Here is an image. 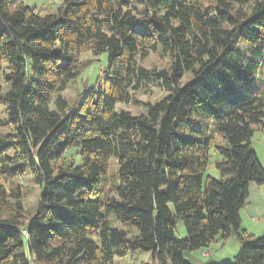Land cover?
Listing matches in <instances>:
<instances>
[{
    "label": "trees",
    "instance_id": "trees-1",
    "mask_svg": "<svg viewBox=\"0 0 264 264\" xmlns=\"http://www.w3.org/2000/svg\"><path fill=\"white\" fill-rule=\"evenodd\" d=\"M152 53L166 65L144 66ZM102 54L94 83L63 96ZM1 67L0 264H112L139 250L148 264H193L184 251L231 234L239 250L221 264H264V234L240 227L248 184H264L252 146L264 0H62L45 12L0 0ZM151 87L163 96L139 100ZM210 164L218 177L203 181ZM24 175L39 190L30 215Z\"/></svg>",
    "mask_w": 264,
    "mask_h": 264
},
{
    "label": "rangeland",
    "instance_id": "rangeland-1",
    "mask_svg": "<svg viewBox=\"0 0 264 264\" xmlns=\"http://www.w3.org/2000/svg\"><path fill=\"white\" fill-rule=\"evenodd\" d=\"M22 4L31 7L40 9L42 12L45 11H52L57 8L61 3L62 0H20ZM100 61H93L90 65L84 69L83 73L78 77V79L71 82L68 87L64 90L63 96H65L69 100H73L77 98V95L80 93L83 87V81L85 78H88V83H94L95 78L102 74L105 66H106V55L102 54L99 57ZM80 59L83 61H92L94 59L92 53L90 51L83 52L80 55ZM168 59L164 57L160 53L150 54L148 58L143 61V65L148 68H157L161 69L162 66L166 65ZM3 69L0 68V84L2 83V74ZM153 88L147 92H140L137 94L139 100L143 101L144 103H153L156 99L163 96L164 91L159 90L158 88ZM117 109H124L131 111L132 113L140 114L144 112V108L141 106L135 105H124L118 104ZM3 117V114L0 112V118ZM9 132L7 126H0V133L6 134ZM215 143H222L220 136H215ZM252 146L261 160L264 162V130H255L253 137H252ZM212 154V153H211ZM210 154V155H211ZM9 155L10 152H9ZM214 158L211 157V161ZM79 162V159L77 160ZM110 169L113 171L115 169L116 162L114 161L113 157L109 161ZM212 176L214 178L218 177V171L214 167V165L210 164L204 173L203 181L206 176ZM24 189V195L22 197V205L25 210H27L28 214L30 215L33 212L35 204L38 199L39 190L37 186H35L33 180L31 179L30 175H24L19 179L18 182ZM253 183V182H251ZM259 187V186H257ZM257 189V188H256ZM261 200L259 201V205L262 209L260 214H264V198L260 196L258 191L253 193L251 189L248 187V200ZM256 201V202H257ZM249 204V202H248ZM247 204V205H248ZM247 209H251L250 206H247ZM186 236V229L182 221L177 220L175 224L174 230V237L177 239L184 238ZM226 240V239H225ZM223 240V244H216L211 243L208 248H201L196 250H186L184 251V257L186 260L193 264H221V263H233L234 262V255L239 250V241L238 239L232 235L231 237L227 238L225 242ZM203 251H209L208 255H203ZM150 263V252L139 250L135 253L128 252L123 257L114 258L112 264H148Z\"/></svg>",
    "mask_w": 264,
    "mask_h": 264
},
{
    "label": "crops",
    "instance_id": "crops-1",
    "mask_svg": "<svg viewBox=\"0 0 264 264\" xmlns=\"http://www.w3.org/2000/svg\"><path fill=\"white\" fill-rule=\"evenodd\" d=\"M260 162H261V160H260ZM261 164L264 167V162L263 163L261 162ZM257 186H259V187H257ZM248 187H249V189H251V191L253 193H255V191H258L260 196H262L264 198V184L258 185L255 183H249ZM256 201L252 200V199L248 200V194H247L245 204H244L243 208L240 210V227L242 229H244L248 234H251L253 236H260V235L264 234V214L263 215L260 214V211H262V209L259 205V201H261V200L258 199V201L257 202ZM248 202H249V204H248ZM247 206H250L251 209H247L248 208ZM232 235L233 234H231L229 237H231ZM226 241H227V239L225 240V242ZM214 243L223 244V240L220 239V237L218 235V238Z\"/></svg>",
    "mask_w": 264,
    "mask_h": 264
},
{
    "label": "built area",
    "instance_id": "built-area-1",
    "mask_svg": "<svg viewBox=\"0 0 264 264\" xmlns=\"http://www.w3.org/2000/svg\"><path fill=\"white\" fill-rule=\"evenodd\" d=\"M209 254V252H203V255H208Z\"/></svg>",
    "mask_w": 264,
    "mask_h": 264
}]
</instances>
